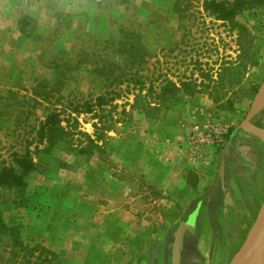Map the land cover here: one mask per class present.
I'll return each mask as SVG.
<instances>
[{
	"label": "rangeland",
	"instance_id": "374dc122",
	"mask_svg": "<svg viewBox=\"0 0 264 264\" xmlns=\"http://www.w3.org/2000/svg\"><path fill=\"white\" fill-rule=\"evenodd\" d=\"M204 4L0 0V170L27 152L36 166L24 189L0 188V264H89L96 235L62 228L59 201L89 199L96 166L115 172L129 192L125 199L109 184L101 202L133 212L138 224L125 235L111 229L110 264H172L175 235L195 211L181 264L231 263L264 204V138L241 129L264 100V6L223 22ZM53 112L61 130L40 142ZM200 112L225 119L226 147L232 137L231 148L250 158L229 154L224 185L226 148L205 176L206 192L187 204L171 203L146 175L112 159L108 137H121L133 155L139 138H179ZM252 124L264 130V110ZM72 237L84 251L68 248Z\"/></svg>",
	"mask_w": 264,
	"mask_h": 264
},
{
	"label": "crops",
	"instance_id": "0c3cea01",
	"mask_svg": "<svg viewBox=\"0 0 264 264\" xmlns=\"http://www.w3.org/2000/svg\"><path fill=\"white\" fill-rule=\"evenodd\" d=\"M210 115L201 116V113L195 114L194 118L196 120L194 122L192 121L188 125L189 127H186L181 133L188 132L196 121H203L205 118H209ZM181 140H183V135L179 138L177 135L169 139L164 138V141L156 138H150L148 140L145 137H141L135 142L136 151L133 155H131V152H128V143L124 142L119 136L108 137V146L113 156L112 159H114L121 169L127 170L129 168L136 175H146L148 181L160 195L171 198V203L187 204L192 202L191 198L194 197L196 199L202 192H206L212 180L206 179L205 176L212 174L213 164L218 159V156L216 155V151L212 149L208 155L202 158H196L185 145L180 146L178 144ZM160 143L163 145H160ZM147 144L150 145V148ZM231 144L235 145L232 140L229 141L226 147V159H228L231 152L235 155L243 156L247 160L250 159L248 154L244 155L239 149L235 150L234 147L231 148ZM228 148H230L229 152ZM223 157L220 161H222ZM94 170L98 172L99 177L93 179L92 176L93 181L96 183L90 180L89 199H73L70 207H67V202L62 204L59 201L62 207V219L58 223L62 228H71V231L74 229H90V233L96 236L93 241L90 238V242L88 243L90 245L86 249L90 248V252H96V255L92 256L90 254L89 264H110V252L112 249L109 245V236L111 229L113 228L120 233L123 232L125 235L129 226L135 230V227L138 225L135 222L137 218L133 212H116L101 202L100 199L103 198L102 194L108 193L109 184L113 186L112 188L118 187V190L124 193L125 199L129 195V192L127 191L126 183L114 178L115 172L113 173V171L108 169L106 173L101 172L99 174L98 166L94 167ZM118 190L114 189L112 191L116 192ZM67 210L73 211V214L70 215L71 217H68L69 213H67ZM73 239L74 237H72L71 244L68 245V248L74 251H84L81 241ZM63 240L66 244L68 237H64Z\"/></svg>",
	"mask_w": 264,
	"mask_h": 264
},
{
	"label": "trees",
	"instance_id": "16d2710c",
	"mask_svg": "<svg viewBox=\"0 0 264 264\" xmlns=\"http://www.w3.org/2000/svg\"><path fill=\"white\" fill-rule=\"evenodd\" d=\"M253 6H264V0H205V11L215 17L218 21L232 22L242 11ZM98 105L106 104L105 97L97 98ZM89 107L88 112H91ZM60 115L53 112L48 115L46 121L38 133L40 142L48 134L61 130ZM15 167L0 170V188L22 190L27 186V177L35 171L36 166L31 154L15 155Z\"/></svg>",
	"mask_w": 264,
	"mask_h": 264
},
{
	"label": "water",
	"instance_id": "95a60500",
	"mask_svg": "<svg viewBox=\"0 0 264 264\" xmlns=\"http://www.w3.org/2000/svg\"><path fill=\"white\" fill-rule=\"evenodd\" d=\"M264 110V100L261 99L259 104L255 106L252 110L249 111L246 118L241 123V129L247 133L257 134L264 138V130L256 127L252 124V121ZM228 148V152H229ZM225 166H226V157L224 156L220 168H219V178L224 185L225 181ZM198 211H195L189 220L181 224L175 235V243L173 249V258L172 264H181L182 251L185 242V236L188 232H195L196 223H197ZM264 239V204L259 211L257 219L250 229L246 241L239 250V252L232 259L230 264H244L247 260L250 259L255 248L262 242Z\"/></svg>",
	"mask_w": 264,
	"mask_h": 264
},
{
	"label": "built area",
	"instance_id": "2783aa9c",
	"mask_svg": "<svg viewBox=\"0 0 264 264\" xmlns=\"http://www.w3.org/2000/svg\"><path fill=\"white\" fill-rule=\"evenodd\" d=\"M201 116L210 115L200 112ZM230 126L219 115H210L203 121H196L192 128L183 134L180 146H186L196 157L202 158L208 155L210 150L221 152L226 148ZM182 144V145H181Z\"/></svg>",
	"mask_w": 264,
	"mask_h": 264
},
{
	"label": "bare ground",
	"instance_id": "6f19581e",
	"mask_svg": "<svg viewBox=\"0 0 264 264\" xmlns=\"http://www.w3.org/2000/svg\"><path fill=\"white\" fill-rule=\"evenodd\" d=\"M248 264H264V239L255 248L254 252L252 253V255L249 259Z\"/></svg>",
	"mask_w": 264,
	"mask_h": 264
},
{
	"label": "flooded vegetation",
	"instance_id": "af4514ba",
	"mask_svg": "<svg viewBox=\"0 0 264 264\" xmlns=\"http://www.w3.org/2000/svg\"><path fill=\"white\" fill-rule=\"evenodd\" d=\"M232 140V137H231V139H230V141ZM228 142V141H227ZM225 156V155H224Z\"/></svg>",
	"mask_w": 264,
	"mask_h": 264
}]
</instances>
